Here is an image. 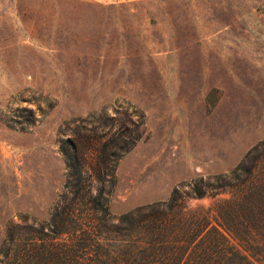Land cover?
<instances>
[{
    "label": "rangeland",
    "instance_id": "374dc122",
    "mask_svg": "<svg viewBox=\"0 0 264 264\" xmlns=\"http://www.w3.org/2000/svg\"><path fill=\"white\" fill-rule=\"evenodd\" d=\"M65 141L114 223L175 189L188 209L233 198L217 178L264 149V0H0V264L41 254L56 210V242L77 230Z\"/></svg>",
    "mask_w": 264,
    "mask_h": 264
},
{
    "label": "trees",
    "instance_id": "16d2710c",
    "mask_svg": "<svg viewBox=\"0 0 264 264\" xmlns=\"http://www.w3.org/2000/svg\"><path fill=\"white\" fill-rule=\"evenodd\" d=\"M63 146L69 170L66 188L72 195L63 213L68 212L69 222L78 219V228L74 233L63 231L69 241L56 242L61 217L56 210L55 227H50L53 235L41 228V254L36 251L40 239L33 238L18 251L17 264H264V167L260 166L264 149L251 158L249 167H238L231 181L217 178L222 181L218 187L235 188L229 200L188 209L175 189L168 201L138 207L114 223L105 189L93 195L83 185L86 178L72 151L75 146L72 141ZM203 183L194 186L198 198L205 196ZM84 195L89 197L88 225L75 214L74 205L85 200ZM9 237L11 246L20 241L14 233ZM12 256L10 247L2 264H9Z\"/></svg>",
    "mask_w": 264,
    "mask_h": 264
}]
</instances>
